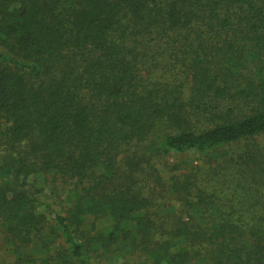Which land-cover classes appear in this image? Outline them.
I'll return each instance as SVG.
<instances>
[{
	"label": "trees",
	"instance_id": "16d2710c",
	"mask_svg": "<svg viewBox=\"0 0 264 264\" xmlns=\"http://www.w3.org/2000/svg\"><path fill=\"white\" fill-rule=\"evenodd\" d=\"M259 136L264 0H0L4 264H264Z\"/></svg>",
	"mask_w": 264,
	"mask_h": 264
},
{
	"label": "rangeland",
	"instance_id": "374dc122",
	"mask_svg": "<svg viewBox=\"0 0 264 264\" xmlns=\"http://www.w3.org/2000/svg\"><path fill=\"white\" fill-rule=\"evenodd\" d=\"M250 142H254L258 146H260V148H263L264 136H261V137L259 136L254 141L247 142V144H249ZM244 150H245L244 145H238L235 149L228 150L227 153L228 154L234 153L235 156L242 155V154L245 155L243 153ZM257 154L260 155V152H257ZM203 157L204 156H202V155H195L194 157L191 156V161L193 160L192 161L193 165H199L200 166L201 170L197 176V178H198L197 182L200 183L201 185H202V183L205 186L207 185V183H214L218 186H223L225 181H229V180L232 181L231 184L237 185V186H239L241 183H243L244 178L241 175V172H240L238 167H236V166H235V168L232 167L231 173H228L226 171L225 172L220 171L217 173V171L215 169H211V168H216L218 166L217 158H212L210 164H208L207 162L203 161V159H204ZM259 160H260V158H259ZM261 160L263 161V159H261ZM236 171H238V174L236 176H234V173ZM180 172H182V170H180ZM261 177L264 180V176H261ZM155 185L158 187L162 186V184H160V183H156ZM258 198L261 200L262 205L264 206V182L260 186ZM0 246H1V238H0ZM0 264H4L3 259H0Z\"/></svg>",
	"mask_w": 264,
	"mask_h": 264
}]
</instances>
